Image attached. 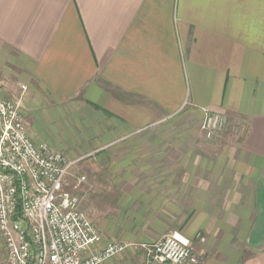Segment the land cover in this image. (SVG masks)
Here are the masks:
<instances>
[{"label": "crops", "instance_id": "1", "mask_svg": "<svg viewBox=\"0 0 264 264\" xmlns=\"http://www.w3.org/2000/svg\"><path fill=\"white\" fill-rule=\"evenodd\" d=\"M0 93L33 141L78 162L112 154L98 248L201 233L188 264H264L250 236L264 209V0H0ZM205 110L238 129L214 161L175 162L174 133L144 129ZM87 180L76 194L91 219ZM138 249L103 264H147Z\"/></svg>", "mask_w": 264, "mask_h": 264}, {"label": "built area", "instance_id": "2", "mask_svg": "<svg viewBox=\"0 0 264 264\" xmlns=\"http://www.w3.org/2000/svg\"><path fill=\"white\" fill-rule=\"evenodd\" d=\"M224 123L205 110L201 129L210 138ZM76 161L33 141L19 102L0 93V235L8 264H103L136 247L147 264H188L192 243L180 231L151 243L111 240L98 248L100 230L76 194L85 177L67 181Z\"/></svg>", "mask_w": 264, "mask_h": 264}, {"label": "rangeland", "instance_id": "3", "mask_svg": "<svg viewBox=\"0 0 264 264\" xmlns=\"http://www.w3.org/2000/svg\"><path fill=\"white\" fill-rule=\"evenodd\" d=\"M206 111H209L211 113H216L225 119L224 125L219 130L215 131L210 138H206L203 130L201 129L204 116L199 122L197 121L195 122V120H192V117L187 118L184 116H176L165 122H161L157 125L146 127L144 129L159 130V131L165 130L174 133L169 138V141L171 140L172 142L174 141L175 162L181 161L185 153L190 154V160L193 162H196L201 159L207 161H214L217 157L216 153L219 152L222 148H225L226 146H229L231 144V134L233 133L235 138L238 129L236 125L232 121L228 120V118H226V116H224L223 114L210 110H206ZM147 136L149 137H143L141 140L143 141L157 140V138L156 139L151 138L149 133H147ZM140 147L141 146H139V148ZM142 147H144L143 149L144 152H146L145 149H149V150L153 149L154 151L153 148L154 146H152L151 144L147 143L144 144ZM128 148H131V146ZM135 148L136 147H133L132 145L131 149H135ZM133 151L134 150H132V152ZM62 154L66 156V158L69 160H74L75 158L73 157V155H69L67 153H62ZM123 154L124 153L119 152V150L116 149L114 156L117 159L120 156L124 157ZM111 156L112 154H107L106 156L100 154L97 156L84 157L79 162L76 161V163L73 165L71 169V173L68 175L70 182H72V180L74 181V178L84 175L86 179V183H88L87 180L88 177L89 184L91 183L90 188L92 192L90 191L91 196L88 197L86 204L92 207L90 211L91 213L94 214H91L92 215L91 219L92 221L95 222L99 220L102 223L103 221L102 218L104 215V211H103L104 203L102 202V197L103 195H105V192L107 191L108 187L106 186V184L104 185L102 163L109 161ZM90 163L100 164V167H97L95 169V166L89 165ZM92 168H94V170H92ZM110 191L111 194L116 193V191L112 187ZM121 215L122 216L120 218H115V219L117 223L120 222L118 223V227H121L124 230H127L129 227H131L132 224L134 225L143 221V219H141L143 218V216H140L138 212H136V215H132V214L130 215L129 213L127 215L125 213L124 214L122 213ZM115 226H117L116 223ZM164 234L167 233H163L162 235ZM162 235L158 237L160 238ZM147 236L149 237V235ZM250 236L254 239L253 241L255 240L258 241L261 239L264 241V209L258 213V216L257 213L255 214L253 228L251 230ZM196 238L198 243L195 242L192 244V248L194 249V251L196 250V248H199L198 245L204 241V237L201 233L196 234ZM108 239L106 241H109ZM134 241L137 242L139 241V239L138 240L135 239ZM152 241L154 240H150V241L147 240V242H152ZM138 243H140V241ZM141 243H145V242H141ZM128 249L125 252L129 251ZM130 251L134 252V250H130ZM136 253L138 254L140 259L145 260L146 262L145 252L144 250H142V248L139 247L138 250H135V254ZM0 264H8L7 249L1 235H0Z\"/></svg>", "mask_w": 264, "mask_h": 264}]
</instances>
